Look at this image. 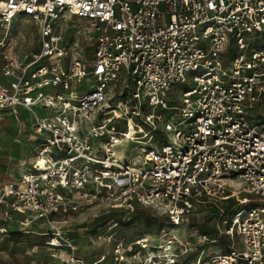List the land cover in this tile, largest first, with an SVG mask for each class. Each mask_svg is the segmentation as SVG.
Here are the masks:
<instances>
[{
	"label": "built area",
	"instance_id": "1",
	"mask_svg": "<svg viewBox=\"0 0 264 264\" xmlns=\"http://www.w3.org/2000/svg\"><path fill=\"white\" fill-rule=\"evenodd\" d=\"M71 16L89 47L69 46ZM20 17L39 35L25 55ZM0 25V122L9 111L36 151L0 205L44 219L62 264H86L63 223L122 210L152 211L159 233L127 240L113 221L91 264H264V0H0Z\"/></svg>",
	"mask_w": 264,
	"mask_h": 264
},
{
	"label": "rangeland",
	"instance_id": "2",
	"mask_svg": "<svg viewBox=\"0 0 264 264\" xmlns=\"http://www.w3.org/2000/svg\"><path fill=\"white\" fill-rule=\"evenodd\" d=\"M63 31L70 32L68 37L69 46L74 47L81 43L85 48L87 43L89 26L86 20L71 16L63 22ZM76 30H81L82 35H75ZM5 28L0 25V34ZM9 33L18 40V51L21 55L33 50L39 40L37 27L28 17H20L11 24ZM83 41V42H81ZM68 60V56L66 58ZM83 87L87 90L93 89L95 82L89 78L84 79ZM183 86H179L181 88ZM25 123L29 125L31 116L25 109L19 108ZM19 121L5 112V119L0 122V182L10 178L20 177L22 174L33 171V162L36 156L35 148L30 146L24 135L17 134ZM156 139L161 142L172 141L171 135L154 133ZM122 159H132L140 154L138 145L127 141L118 147ZM253 196L252 194H249ZM253 202V201H252ZM249 202L248 205L257 204ZM113 221L118 222L116 227L117 236L125 239H133L141 234L159 233L163 224L160 217H156L152 211L145 214H128L126 211H113L109 213L85 212L71 218V224L63 223L62 226L68 229V238L73 239L79 246V253L85 259L86 264L105 256V261L112 253V243L101 239ZM0 264H62L65 251L58 252L53 247L45 244L48 235L45 230L51 227L44 224V219H37L30 226L25 225V217L5 205H0ZM184 233L182 227H178L177 234L181 237Z\"/></svg>",
	"mask_w": 264,
	"mask_h": 264
},
{
	"label": "bare ground",
	"instance_id": "3",
	"mask_svg": "<svg viewBox=\"0 0 264 264\" xmlns=\"http://www.w3.org/2000/svg\"><path fill=\"white\" fill-rule=\"evenodd\" d=\"M40 163H41V164H44V161H43L42 159H40Z\"/></svg>",
	"mask_w": 264,
	"mask_h": 264
}]
</instances>
